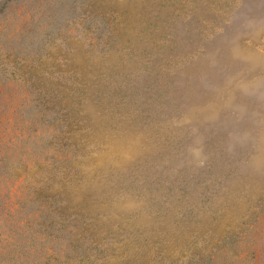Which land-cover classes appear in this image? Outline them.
Returning <instances> with one entry per match:
<instances>
[{"label":"rangeland","instance_id":"rangeland-1","mask_svg":"<svg viewBox=\"0 0 264 264\" xmlns=\"http://www.w3.org/2000/svg\"><path fill=\"white\" fill-rule=\"evenodd\" d=\"M0 264H264V0H0Z\"/></svg>","mask_w":264,"mask_h":264}]
</instances>
